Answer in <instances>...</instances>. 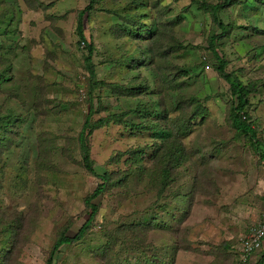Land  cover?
Listing matches in <instances>:
<instances>
[{
    "label": "rangeland",
    "instance_id": "rangeland-1",
    "mask_svg": "<svg viewBox=\"0 0 264 264\" xmlns=\"http://www.w3.org/2000/svg\"><path fill=\"white\" fill-rule=\"evenodd\" d=\"M90 2L0 0V140H12L0 160V264H235L231 248L264 213V160L232 128L231 88L209 47L222 34L211 7L226 0H96L83 17L94 89L77 34ZM218 16L228 32L217 47L226 72L251 86L245 112L264 151V0H236ZM91 102L92 123L108 122L89 138L96 170L134 168L179 120L192 126L181 140L192 157L162 162L164 189L144 177L104 193L86 237L52 255L88 219L85 200L100 184L77 146ZM142 215L168 229L97 256L106 232Z\"/></svg>",
    "mask_w": 264,
    "mask_h": 264
},
{
    "label": "trees",
    "instance_id": "trees-1",
    "mask_svg": "<svg viewBox=\"0 0 264 264\" xmlns=\"http://www.w3.org/2000/svg\"><path fill=\"white\" fill-rule=\"evenodd\" d=\"M90 5L81 12L80 19L78 21V29L77 34L80 38V44L82 47L86 48L87 55L85 56V69L87 73L89 74V78L91 81V86L94 89L96 86L101 85L100 82L97 81L96 76V67L93 62V55H94V47L91 44H87L86 37L84 34V24H83V17L85 13L92 10L94 7V2L96 0H90ZM236 0H226L225 4H219L211 7L212 14L215 22L219 24V26L222 29L221 36H212L210 40V50L213 52L214 57L219 63L218 71L221 75V77L230 85L231 88V94H232V108H231V125L234 130H236L238 133L243 134L246 136L250 142V144L255 148L257 153L262 157L264 160V151L260 149L262 146L261 143H259L257 139V132L255 128L253 127V123L250 121V117L247 112H245V109L248 105V97L251 93V86H244L242 82L238 79L233 77L231 74L226 72L227 62L222 56V53L217 47V41L224 37L227 34V27L222 26L221 21L219 20L218 13L221 9L228 7L229 5L235 3ZM134 33V32H133ZM148 59V57L144 54L141 55L140 58H138V61L145 62ZM126 65V64H125ZM141 66V65H140ZM136 68V67H135ZM142 85L137 86V96L140 95L142 90ZM184 101V100H183ZM185 102V101H184ZM94 102H91L89 105V112L86 115V119L83 123L82 129L78 135L77 138V146L79 153L81 155L82 163L84 168L91 174L95 175L98 180L100 181V184L97 186V188L91 193L85 200L86 207L89 209L88 219L84 222V224L78 228L77 231H65L62 233L59 237V239L56 241L52 255L55 254L61 247L68 246L73 243L81 241L83 238L86 237V235L91 231L92 224L96 220L98 213H99V207L96 205V201L107 191L113 190L114 188H122L126 187L129 184H133V182L141 181L142 179H145L144 177H147L152 180L153 184H157L160 189L166 188L170 181L171 177L170 174H166L168 169L162 165L163 161H166L165 159H175L178 161V163L182 164L185 161H189L192 157L190 152L184 147L183 142L181 140L188 136L191 133V124L182 122L183 120H179L177 122H174V125L171 128V134L168 132H164V137L162 139V143L160 145H157L155 147L149 146L147 150L153 151L150 155V163L149 165L145 166L143 156L148 151H143L141 153V157L137 161V164L134 168L126 171V172H110L107 168H99V171L95 169V162L92 159L91 154V147H90V141L89 138L93 135L94 131L96 129H99L102 127L103 124L106 125L108 122L107 120L100 119L96 122L92 123V118L95 111V105ZM190 103V101H189ZM138 109V108H137ZM13 109H10L8 112L7 120L9 123L13 122L14 115L12 114ZM119 121V120H118ZM16 128H8L5 130L6 134L12 135L14 133V130ZM168 140H167V138ZM166 138V140H165ZM12 141L9 139V137H5L0 140V160L2 159L4 152L11 147ZM169 161V160H168ZM170 162V161H169ZM161 169V173H157L156 170ZM165 176V177H164ZM164 177V178H163ZM164 179V180H162ZM163 194V193H162ZM130 224L121 225L118 230L106 232L104 234V241L103 244L97 248V256L98 255H115V249L118 246L119 243H132L136 245L134 242L136 241L139 243V241H142L145 245L148 242V235L145 236L143 233L152 232L156 229H164L167 230L168 226L166 223L162 220L161 222H158L156 218L153 216L150 217L149 215H142L140 219H132ZM250 228H248L245 232L249 231ZM238 243V244H237ZM240 240L236 242L237 245L240 247ZM234 245L231 249H233V254L235 258V264H242L243 263V253L241 252L240 248L236 250V246ZM151 245V244H150ZM227 247V245H225ZM264 250V245L254 251V253L250 256V260L257 254L258 252H261ZM250 260L246 262L245 264H250ZM147 263V262H146ZM47 264H53L52 257L48 260ZM110 264H129L127 261L125 263L117 262L115 259L114 262ZM141 264V263H140ZM150 264V263H148ZM256 264H264V254L261 258V260Z\"/></svg>",
    "mask_w": 264,
    "mask_h": 264
},
{
    "label": "built area",
    "instance_id": "built-area-1",
    "mask_svg": "<svg viewBox=\"0 0 264 264\" xmlns=\"http://www.w3.org/2000/svg\"><path fill=\"white\" fill-rule=\"evenodd\" d=\"M240 250L243 253V263L250 259L254 251L260 249L264 245V213H262L260 221L253 224L247 234L240 239Z\"/></svg>",
    "mask_w": 264,
    "mask_h": 264
}]
</instances>
